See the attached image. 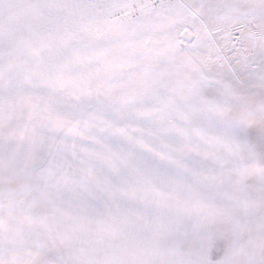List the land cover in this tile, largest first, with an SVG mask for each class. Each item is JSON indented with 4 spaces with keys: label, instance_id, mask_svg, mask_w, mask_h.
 Segmentation results:
<instances>
[{
    "label": "snow or ice",
    "instance_id": "1",
    "mask_svg": "<svg viewBox=\"0 0 264 264\" xmlns=\"http://www.w3.org/2000/svg\"><path fill=\"white\" fill-rule=\"evenodd\" d=\"M0 264H264V0H0Z\"/></svg>",
    "mask_w": 264,
    "mask_h": 264
}]
</instances>
